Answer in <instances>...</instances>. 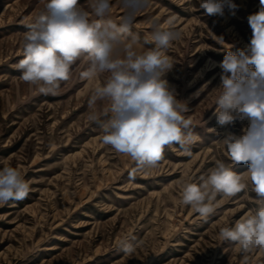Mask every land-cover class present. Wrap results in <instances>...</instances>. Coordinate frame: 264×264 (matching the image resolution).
Returning a JSON list of instances; mask_svg holds the SVG:
<instances>
[{"label":"rangeland","instance_id":"rangeland-1","mask_svg":"<svg viewBox=\"0 0 264 264\" xmlns=\"http://www.w3.org/2000/svg\"><path fill=\"white\" fill-rule=\"evenodd\" d=\"M81 5L86 0H79ZM200 0H124L128 13L121 30L141 42L158 20L162 29L175 16L181 33L167 55L173 68L162 78L185 102L199 139L192 155L166 147L156 167L135 171L130 157L102 142L99 125L89 120L88 100L107 74L88 80L78 61L58 95H45L20 79L15 65L23 58L26 24L46 10L47 0H0V169L21 170L30 184L28 196L0 205V264H264V249L243 252L221 239L223 227L258 209L248 187L233 197L218 196L207 221L181 203L183 185L222 160L244 176L247 163L232 164L221 144L240 136L247 118L220 126L215 100L222 91L221 62L250 43L248 17L260 0H223V9L206 15ZM144 7L135 17L134 13ZM123 14L115 4L113 19ZM131 26V27H130ZM108 101H98L103 120ZM135 245L131 255L121 243Z\"/></svg>","mask_w":264,"mask_h":264},{"label":"clouds","instance_id":"clouds-1","mask_svg":"<svg viewBox=\"0 0 264 264\" xmlns=\"http://www.w3.org/2000/svg\"><path fill=\"white\" fill-rule=\"evenodd\" d=\"M260 2L259 11L248 17L249 45L238 53L227 52L220 64L217 89L222 91L215 100L220 126L249 120L242 135L229 134L220 141L228 160L233 165L247 163L248 171L242 176L217 160L198 181L185 183L181 193V203L207 221L217 197H233L246 189V177L258 209L219 233L222 240L237 244L245 253L264 249V0ZM115 4L123 9L118 20L113 19L114 0H86L84 5L79 0H47L46 10L25 25L23 58L15 67L22 81L53 96L58 95L61 82L69 80L78 61L88 62L81 73L84 79L107 74L88 100L92 110L88 118L99 125L105 145L136 163L137 168L129 173L134 179L136 170L156 167L166 147L178 145L180 152L191 156V146L199 137L185 116L186 103L177 99L175 89L162 78L174 65L166 53L181 36L173 27L177 18L167 20V29L160 28L158 20L150 21L153 31L141 42L130 28L121 30L128 9L124 0ZM144 7L134 13L131 26ZM199 8L206 15H216L222 12L223 0H200ZM98 101L110 102L103 120L96 112ZM29 192L21 170L8 164L0 169V205L23 200ZM121 251L131 255L135 245L122 242Z\"/></svg>","mask_w":264,"mask_h":264}]
</instances>
